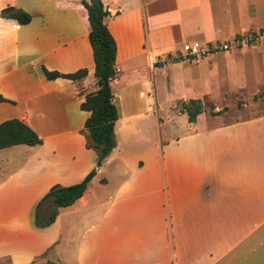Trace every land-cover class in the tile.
I'll list each match as a JSON object with an SVG mask.
<instances>
[{"label": "crops", "instance_id": "obj_1", "mask_svg": "<svg viewBox=\"0 0 264 264\" xmlns=\"http://www.w3.org/2000/svg\"><path fill=\"white\" fill-rule=\"evenodd\" d=\"M84 1L0 0V12L31 16L20 25L0 15V124L19 120L41 140L0 149V261L264 264V115L223 123L202 113L189 123L172 112L212 97V78L232 93L260 77L247 55L264 46L196 63L177 57L195 42L264 29V0H100L116 44L118 104L116 146L100 167L80 109L96 81ZM42 68L86 76L48 80ZM169 83L177 97L163 119L157 92ZM94 169L83 196L37 228L49 189Z\"/></svg>", "mask_w": 264, "mask_h": 264}, {"label": "trees", "instance_id": "obj_2", "mask_svg": "<svg viewBox=\"0 0 264 264\" xmlns=\"http://www.w3.org/2000/svg\"><path fill=\"white\" fill-rule=\"evenodd\" d=\"M83 5L88 13L89 41L93 51L94 77L97 79L98 89L85 95L80 109L90 113L84 123L87 132L86 147L95 152L96 167H100L116 146L114 125L118 120V109L113 101V91L110 85L117 75L115 67L116 44L105 23L108 13L103 9L96 13L94 7L85 1ZM0 15L4 19L15 20L20 25L28 24L31 21L30 14L12 7L2 9ZM41 70L48 80L63 78L75 82L86 76V70H79L72 74L49 72L44 68ZM188 104L196 105L194 112H183L186 114L188 122L193 123L196 117L202 113L200 110L201 101L189 100ZM19 144L35 146L41 144V140L32 129L19 120H8L0 124V149ZM95 173V169L92 170L78 184L68 187L52 186L36 205L35 226L46 228L53 224L58 209L70 206L81 198Z\"/></svg>", "mask_w": 264, "mask_h": 264}, {"label": "rangeland", "instance_id": "obj_3", "mask_svg": "<svg viewBox=\"0 0 264 264\" xmlns=\"http://www.w3.org/2000/svg\"><path fill=\"white\" fill-rule=\"evenodd\" d=\"M85 2L93 7V5L90 4L89 0H86ZM260 30H264V29H252V30L250 29L249 31L244 32L239 36L248 37L246 35L251 33H256L260 35L261 34ZM235 37L223 41H233L234 39H237ZM262 46H264V38H260V37L255 38L254 36H251V41H249V43L232 45L227 51L213 55L217 57H222V56H227L229 54L240 52L242 50H256ZM254 55H249V54L247 55L250 63L249 69L252 68L253 71L256 70L257 74L260 75V77H258V79L253 81V83H250L249 87L239 89L237 92L233 91L232 93L224 92L226 90H229L228 85H223V83L218 84V82H221L220 80L218 81V79L215 78L210 79V83L212 85L211 91H213L212 97L215 99V102L218 103L219 109L218 110L216 109L212 97L206 96L205 98H203V100H200L201 101L200 110L202 111L203 114H205L208 117L220 115L222 117L223 123H229L234 120H240L243 118H250V117H257L264 115V53L257 52L256 56ZM156 77H158V74H156ZM92 88L95 91L98 89L97 79L93 83ZM168 88L169 89H165L164 91H160L158 88V92H157L158 103L160 108V116L163 119L166 116L169 109L171 108L170 106L171 101L177 97L176 95L177 91L174 89L172 91L170 83L168 84ZM195 107L196 105L188 104V101H179L173 105L172 112H174L175 114L178 113L183 114V112L186 111L194 112ZM84 135L85 137L87 136L86 131ZM0 264H9V262L7 260H3L0 261Z\"/></svg>", "mask_w": 264, "mask_h": 264}, {"label": "built area", "instance_id": "obj_4", "mask_svg": "<svg viewBox=\"0 0 264 264\" xmlns=\"http://www.w3.org/2000/svg\"><path fill=\"white\" fill-rule=\"evenodd\" d=\"M260 35L256 33H251L246 36L248 37H235L233 41H214L207 44H200L198 42L192 43L185 48V51L181 53L177 58L189 62H198L200 59L207 57L209 55L222 53L227 51L232 45H240L244 43H249L251 41V36L255 38H264V30H260ZM168 61V60H167ZM171 61V59H170ZM162 62V61H161ZM151 66L157 64L156 61H150Z\"/></svg>", "mask_w": 264, "mask_h": 264}, {"label": "water", "instance_id": "obj_5", "mask_svg": "<svg viewBox=\"0 0 264 264\" xmlns=\"http://www.w3.org/2000/svg\"><path fill=\"white\" fill-rule=\"evenodd\" d=\"M90 4L93 5L95 12L99 13V11L102 9V4L100 0H89ZM104 82V80H103Z\"/></svg>", "mask_w": 264, "mask_h": 264}]
</instances>
